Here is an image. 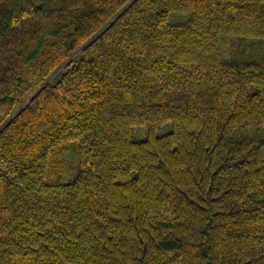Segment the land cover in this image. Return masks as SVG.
<instances>
[{
    "label": "trees",
    "instance_id": "16d2710c",
    "mask_svg": "<svg viewBox=\"0 0 264 264\" xmlns=\"http://www.w3.org/2000/svg\"><path fill=\"white\" fill-rule=\"evenodd\" d=\"M0 264H264V0H0Z\"/></svg>",
    "mask_w": 264,
    "mask_h": 264
}]
</instances>
